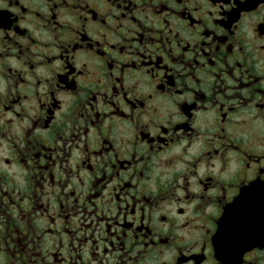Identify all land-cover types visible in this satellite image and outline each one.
I'll use <instances>...</instances> for the list:
<instances>
[{"label": "clouds", "instance_id": "1", "mask_svg": "<svg viewBox=\"0 0 264 264\" xmlns=\"http://www.w3.org/2000/svg\"><path fill=\"white\" fill-rule=\"evenodd\" d=\"M262 28L264 0H0V264H264V230L213 242L264 183Z\"/></svg>", "mask_w": 264, "mask_h": 264}, {"label": "flooded vegetation", "instance_id": "2", "mask_svg": "<svg viewBox=\"0 0 264 264\" xmlns=\"http://www.w3.org/2000/svg\"><path fill=\"white\" fill-rule=\"evenodd\" d=\"M243 14L244 10L241 11V15ZM262 30H264V28H262ZM260 178L264 179V173H260ZM256 183H259L260 185H253ZM231 191L236 192L237 189H232ZM242 192L244 193L243 197L248 198L252 202L249 203L247 207H245V209L243 210V216L241 218V220L246 223L245 232L242 234L230 230V234H228L229 238L231 239L227 240V237L225 236L227 230L219 231L220 222L223 219L225 212L230 209V207L233 205L235 200L239 197ZM217 223L218 231L216 234H214L213 242L216 245L217 256L221 259H225L231 253L232 248L240 238L255 235L258 230H264V183H260L257 180L255 182H251L247 187H242L240 189L239 194L234 198L233 202L224 206L222 216L217 221ZM211 247L212 246L210 242L205 245L203 252L204 258L200 261V264H208L209 250L211 249ZM196 254L199 255L200 253L197 252ZM182 264H195V262L192 260H185L182 262ZM212 264H216L214 254L212 255Z\"/></svg>", "mask_w": 264, "mask_h": 264}, {"label": "water", "instance_id": "3", "mask_svg": "<svg viewBox=\"0 0 264 264\" xmlns=\"http://www.w3.org/2000/svg\"><path fill=\"white\" fill-rule=\"evenodd\" d=\"M253 185H260V184L256 183ZM258 192H263V191H258ZM243 196L244 193L242 192L239 195V197L235 200L233 205L230 207V209L225 212L223 219L221 220V230L222 231L224 229L227 230L225 235L227 237V240L231 239L229 238L230 230L242 234L245 232L246 223L243 220H241V218L243 216V210L245 209V207H247L249 203L252 202L248 198Z\"/></svg>", "mask_w": 264, "mask_h": 264}]
</instances>
